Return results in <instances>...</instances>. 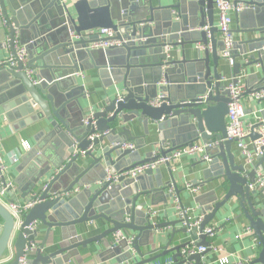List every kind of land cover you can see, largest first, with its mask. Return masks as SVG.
<instances>
[{"label":"water","instance_id":"obj_1","mask_svg":"<svg viewBox=\"0 0 264 264\" xmlns=\"http://www.w3.org/2000/svg\"><path fill=\"white\" fill-rule=\"evenodd\" d=\"M237 1L249 8L234 15L232 34L241 35V39L234 40L231 77L257 62L264 74V0ZM0 10L6 20L4 39H9L11 47L17 40L28 54L24 64L4 71L12 82L6 121L17 130L49 127L67 149L61 168L59 164L49 165L37 176L44 178L50 166L60 168L40 190L41 203L23 218L20 231H15V217L0 202V264H17L25 248L31 250L29 264H74L79 248L86 249L117 231L126 236L106 250L109 255L105 260L112 264H152L170 254L171 264H201L210 250L188 257H183L181 250L191 242L208 248L204 228L232 203L239 206V217L248 223L259 243L250 264H264V210L255 211L254 201L260 193L250 189L264 156L250 169L235 165L233 143L225 141L229 99L222 84L224 76L218 71L223 44L215 38L218 30L213 0H0ZM205 26L208 33L197 31ZM99 29L111 30L112 40L122 45L108 50L87 49L92 43L105 41L89 34ZM69 32H75L79 40L72 41ZM198 44L203 50L187 59L186 48ZM178 47L181 54L170 59L166 48ZM247 55L249 63L238 61ZM87 70L96 72L105 96L102 108L94 112L82 103L85 96L76 77ZM252 78L257 80V75L245 82ZM260 83L255 91L264 89V77ZM159 93L165 95L161 105L150 106ZM135 125L144 137L155 132L161 144L169 143L171 150L197 141L218 142L206 150L210 162H197L201 178L192 185L198 184L204 191L194 199L199 215H203L202 223L191 229H173L165 246L146 254L141 248L155 243L160 230L181 225L179 219L154 222L145 212L147 199L151 195L169 199L165 192L170 188L177 197L180 192L172 176L170 182H162L164 166L149 169L133 180L120 177L117 182L106 181V171L120 174L170 154L161 152L141 159L144 137L132 135ZM249 138L257 136L251 134ZM130 142L134 148L123 149ZM36 148L40 150V146ZM46 154L42 153L39 166L47 161ZM82 158L88 161L82 163ZM75 187L81 190L78 194L59 197ZM13 196L10 192L2 194L8 203L14 202ZM139 199L146 201L137 204ZM99 220L109 228L84 239L82 228ZM185 221L189 224L188 219ZM33 222L38 226L29 231L27 227ZM40 227L45 233L36 244ZM53 232L57 233L48 244ZM176 233L187 235L190 241L169 249Z\"/></svg>","mask_w":264,"mask_h":264},{"label":"crops","instance_id":"obj_2","mask_svg":"<svg viewBox=\"0 0 264 264\" xmlns=\"http://www.w3.org/2000/svg\"><path fill=\"white\" fill-rule=\"evenodd\" d=\"M163 1L168 2V0ZM155 2L156 0H154V3ZM232 18V29L234 30V15L232 16ZM213 20L214 26L216 27L217 18L215 11ZM4 29L5 26H3L0 20V60L7 58L12 53V50L8 46V43L6 41L7 37L4 39ZM233 37L235 41L241 39V35L233 34ZM215 38L217 40H220L219 34L215 35ZM26 41L30 40H25V42ZM196 46L197 45L189 46L186 48L187 59H192L195 57V51H199ZM167 52L170 55L169 58L173 59L181 54V49L179 47L172 48L168 49ZM246 60H248V62H246ZM238 61H240L242 64H247L250 62V59L247 55L240 57ZM210 66L211 68L213 67L212 63L210 64ZM245 69L248 77H253L254 75L251 74L256 72L257 80L252 78L250 79V81L248 80L249 82H244V85H246L250 89L259 87L261 85L260 80L264 77L263 72H261L260 69H256L255 65L246 67ZM218 71L221 75L224 76V78H231L232 70L224 60H221ZM79 75H77L76 77H78V85L83 88V90H81V93L85 96V101L82 102L84 103L85 108L91 112L100 110L103 106L105 96L101 91L102 85L96 75V72L94 70H87ZM11 88L12 82L9 76H7V74L3 71H0V149L7 166L8 176L12 181H14V184L16 186L14 196L16 200L20 202L28 200L31 194H38L40 190H42L45 183L63 166L62 162L63 160H65L64 155L67 153V149L58 135L52 133V130L49 127L43 128L42 126H31L23 130H17L13 127V124H10L6 121L5 107L9 102H11L12 99V95L10 94ZM242 103L246 110V114L248 115V117L246 118L247 122L253 121L252 117L250 116L253 113H255L258 117L260 116L262 119H264V101L255 102L249 97L244 96L242 98ZM40 132H43V134L37 135ZM132 135L134 137H140L143 136V132L138 128L137 125H135V128L132 130ZM23 141L28 142L31 146L29 151L25 152L24 150H21L20 143ZM130 143L134 145V142ZM197 143L201 142L197 141ZM161 145V141H159L157 134L151 131L148 136L144 137L143 148L139 150L141 159H143L145 156H150L151 154L152 156H159L161 154ZM37 146H40V150L36 148ZM43 152H47V161L45 162V164H43L44 166H39L38 160H42ZM231 152L235 156V165L243 164L247 169H250L249 166H246L243 158L240 157V154L235 145L232 146ZM12 153H16L18 155V162L16 164H13L10 161L9 154ZM86 161H88L86 158L81 159L82 163H86ZM25 162L26 164H24ZM257 163L258 160L255 159L254 166ZM49 165H58L60 168L50 166V170L47 172V174H45V177L38 179L37 176H39L42 170ZM169 167L170 169L165 166L161 170L162 182H170V177H173L174 184L180 192V196L178 197L179 204L184 208L191 209L192 213H190V218L194 219L195 217L199 216V207L194 203V199L197 196L199 197L204 194V191L199 189L198 184L192 186L193 182H200V167L197 165L196 160L189 157H181L177 162ZM258 169L264 171V162ZM187 184L191 185L193 188H198L196 190V193L186 190L185 186ZM172 190L174 189L172 188ZM169 192L170 189H168L165 194L168 195ZM149 198L150 199H147V201L144 199H139L137 204L146 201V206L148 208L146 207L147 209H145V212L148 213L149 209L153 210L155 214L153 215L152 220L154 222H174L178 219L175 213L172 198L166 199V197L164 196L161 199V196L153 197V195L149 196ZM254 207L256 212L264 210L263 194H259V196H257L254 201ZM246 209L248 210L247 207ZM222 213L218 219H215L211 223V225L217 223L219 226V230L215 238L212 240L208 239L209 244L219 251H209L201 258V264H217L216 261L225 255H229L230 264H236L239 259V255L243 258L253 260L254 255H256L257 252L256 248L259 244L258 241L256 240L257 244L252 251L248 249V246L253 243L251 238H244L242 241L237 239V236L239 235V233H241V230L245 226H248V223L244 220V218L242 216L239 217V214H241V209L236 203H232L227 205ZM226 219H231V221L229 223H224ZM107 228H109V226L101 220L94 223L88 222L82 228V237L84 239H87L97 236ZM180 228L181 225H177L175 226V228L169 226L165 229L160 230V232H158L157 241L155 243L154 241H152V244L149 246V248L142 247L141 251L146 254L150 250L152 251L160 249L161 247L165 246L166 243L170 240L173 229L178 230ZM44 233L45 229L43 227H40L38 230L36 244L40 243L44 236ZM55 233L57 232H53L51 234L48 244H50L53 240V236ZM122 234L126 236L125 233L122 232ZM188 241H190V239L187 235L176 233L171 240L169 249H172L180 244L187 243ZM115 243L116 241L114 238V234H112L99 243H94L87 246L86 249L79 248L78 251L80 255L78 258H76L77 260L76 262H74V264H112L113 261L105 260L108 259L109 255L106 250L114 246ZM134 257L137 259L136 255H134ZM171 257L172 255L170 254L165 260ZM103 260L105 262H103ZM165 260H160V262L164 263ZM193 263L194 261L192 262V264Z\"/></svg>","mask_w":264,"mask_h":264},{"label":"built area","instance_id":"obj_3","mask_svg":"<svg viewBox=\"0 0 264 264\" xmlns=\"http://www.w3.org/2000/svg\"><path fill=\"white\" fill-rule=\"evenodd\" d=\"M66 1V0H65ZM72 3L77 0H68ZM214 1V11L216 12L217 24L216 28L218 30L220 41L223 44V50L220 52V59L224 60L229 67L231 68L234 64L233 58V44H234V37L232 34V24L233 18L232 16L235 14H239L244 10L248 9L249 7L243 5L242 3L238 2L237 0H213ZM0 20L3 26H6V20L2 11L0 10ZM197 31H204L206 33L209 32V27L205 26L201 29H197ZM90 35H97L99 39L103 38L105 41H99L96 43H92L87 46L89 50H108L110 48H119L122 45V42L112 40L113 32L108 29H99L90 31ZM69 37L72 41L79 40V36L76 35L75 32H69ZM8 46L11 48L12 53L7 58L0 60V71H10L15 69L19 63H25L28 59V54L26 51V47L20 45L19 42L16 40L14 41L13 47L9 44V39L7 38ZM196 48L201 51L203 47L201 45H197ZM168 48H166L167 52ZM261 51L264 53V47H262ZM248 62V60H246ZM246 63H244L245 65ZM256 69H260V63H255ZM246 69H242L238 76L235 78H222V84L224 85V90L228 93L229 103L227 105L228 112L226 115V138L225 141H230L233 145L236 146L240 157L243 158L246 166L250 168L254 166L255 159L264 156V119L260 116L258 117L255 113L251 114L252 122H247L246 118L248 115L246 114V110L242 103V98L244 96L249 97L251 100L255 102L264 101V89L255 91L256 88L250 89L246 85H244L245 80L248 77V74L245 71ZM261 71V69H260ZM257 75V73H253L251 75ZM81 76V75H79ZM235 80V83L233 82ZM250 89V91H248ZM165 97L163 93H159L156 99L150 102V106L152 107H159L162 103V99ZM121 99L120 95H117V101ZM86 125V121L84 122ZM254 134L257 136V139H250L249 136ZM95 136L93 135L91 139ZM218 142L213 143H193L190 146L172 149L169 143L162 144L160 147L161 152H170L168 156H160L154 162L150 164H143L138 165L135 168L120 173V174H110L109 171H106V181H113L117 182L120 177H124L126 179H136L137 177L143 175L149 169H156L161 166H172L175 162H177L181 157H189L196 162H210L212 158L207 155L206 150L212 147L217 146ZM21 150L29 151L31 146L28 142L23 141L20 143ZM134 145L132 143L125 144L123 149L132 150ZM92 150V147L90 148ZM84 153H80L83 156ZM155 156V155H154ZM10 161L13 164L18 162V155L16 153L9 154ZM58 171L55 173L57 174ZM186 189L190 192L196 193L198 188H193L191 185L187 184ZM45 186H43L42 191L44 190ZM16 186L14 181L8 176L7 173V166L5 164L1 149H0V202L11 212V214L16 219V226L15 231L18 232L22 229L23 218L27 215V213L37 204L41 203L40 200V193L38 194H31L28 200L26 201H17L15 196H13V203H8L2 198V194L6 192H10L14 195ZM250 189L256 190L260 194L264 195V171L257 169L255 173V181L252 185H250ZM80 188L76 187L68 192L60 193L59 197L61 198H70L80 192ZM169 195L172 198V202L174 204L175 213L177 218L181 221L182 228L191 229L193 227H198L203 221V215H199L194 219L190 218V213L192 210L189 208H184L179 204L178 197L176 196L174 190L170 188ZM148 214L153 218L155 214L153 210H148ZM186 219L189 220V224L186 223ZM231 219H226L224 223H229ZM38 224L36 222L31 223L27 229L29 231L36 230ZM219 230L218 224H210L204 228L203 234L207 236L208 239L212 240L215 238L217 232ZM114 238L116 243L118 241L124 240L125 236L122 234L121 231H117L114 233ZM244 238H251L252 244L248 246V249L254 250L257 242L256 238L253 235V232L249 226H245L241 233L237 236V239L242 241ZM130 242V239H128ZM35 248V246H34ZM258 248V247H257ZM256 248V249H257ZM210 251H219L209 245L208 248L204 247H197L193 242H191L187 247L181 250V255L183 257H188L191 255H201L206 250ZM30 249L25 248L23 251V255L17 260V264H29V254ZM256 251V250H255ZM133 258L134 254H133ZM238 261L236 264H250L251 260L243 258L242 256H238ZM159 261V262H157ZM171 258L165 260L164 263L160 262V260L154 261L152 264H171ZM217 264H230L229 255H225L219 258L216 261ZM126 264H130L127 262ZM208 264V263H203Z\"/></svg>","mask_w":264,"mask_h":264}]
</instances>
